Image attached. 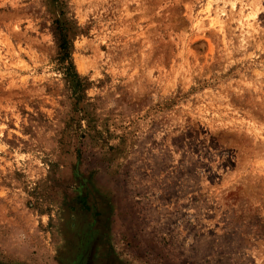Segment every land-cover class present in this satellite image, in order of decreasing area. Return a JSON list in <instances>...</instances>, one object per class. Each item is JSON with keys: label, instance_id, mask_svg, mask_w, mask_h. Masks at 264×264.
Instances as JSON below:
<instances>
[{"label": "rangeland", "instance_id": "1", "mask_svg": "<svg viewBox=\"0 0 264 264\" xmlns=\"http://www.w3.org/2000/svg\"><path fill=\"white\" fill-rule=\"evenodd\" d=\"M0 0V264H264V0Z\"/></svg>", "mask_w": 264, "mask_h": 264}, {"label": "trees", "instance_id": "2", "mask_svg": "<svg viewBox=\"0 0 264 264\" xmlns=\"http://www.w3.org/2000/svg\"><path fill=\"white\" fill-rule=\"evenodd\" d=\"M59 11L58 17L52 21V33L57 46L56 61L63 71L65 80L72 93L76 96L83 89V83L75 71L71 55L73 49V37L75 35V23L66 17L62 0H47Z\"/></svg>", "mask_w": 264, "mask_h": 264}]
</instances>
